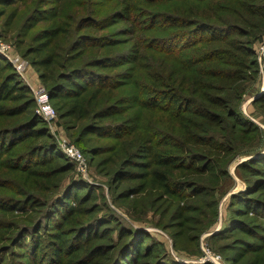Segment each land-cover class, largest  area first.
Instances as JSON below:
<instances>
[{
  "label": "trees",
  "instance_id": "1",
  "mask_svg": "<svg viewBox=\"0 0 264 264\" xmlns=\"http://www.w3.org/2000/svg\"><path fill=\"white\" fill-rule=\"evenodd\" d=\"M0 7L5 35L32 57L69 141L111 175L112 203L138 221L152 213L155 225L176 229L175 243H197L218 221L231 163L264 143L242 110L258 82L264 0ZM254 102L264 117V93ZM237 170L245 189L230 195L217 250L239 251L226 255L231 264H264V155ZM75 174L34 94L0 59V264H180Z\"/></svg>",
  "mask_w": 264,
  "mask_h": 264
},
{
  "label": "rangeland",
  "instance_id": "2",
  "mask_svg": "<svg viewBox=\"0 0 264 264\" xmlns=\"http://www.w3.org/2000/svg\"><path fill=\"white\" fill-rule=\"evenodd\" d=\"M3 24L4 17H0V38L9 46V53L11 54L12 60L1 55L0 59H4L12 63L13 67L28 85L35 98V91L43 85L45 86V83L40 76V72L30 63L32 57H28V59L25 60L22 56V52L18 51L16 44L13 42V40L5 35ZM262 43H264V38L262 40H259L255 44L256 53L257 47ZM19 61L23 64L21 67H18ZM257 80L258 82L246 95L245 102L242 105V110L248 118H250L252 121H254L257 125L260 126L264 133V117L256 112V104L254 102L257 97L264 93V91L261 93V90H259L260 87L264 88V77L261 75L260 72L258 74ZM50 102L51 105L56 108L54 101L50 99ZM37 106L38 104L35 99V112L38 108ZM44 120L46 121L50 132L54 136V139L59 144L63 142V140H65L66 142H70L68 139L67 131L59 120L58 115L54 117L51 121L46 119ZM76 146L83 153L86 160L85 164L87 166L84 172H80L76 169V163L73 162L75 163V175L79 176V179L83 180L84 182L81 183L82 185L80 188L83 189L84 185H88V187L94 189L99 195V200H97V202L101 201L102 199L106 200L109 203V207L113 209L121 218H123L124 222L130 224L138 230L144 231L145 233L151 235L154 239L159 241V243L162 245V250L166 251V253L170 257H173V260L177 261L180 264H231L228 262L226 255H238L239 251H236V249L233 252L228 250L218 251L217 246L218 244L223 242V239H214V235L219 234L224 230H227V228L229 227V219L231 217V211L229 209L231 203L230 195L245 189V182L238 175L237 165L240 164L242 161L248 160L252 157L263 156L264 143L260 150H257L253 153L249 152L242 154L231 163L230 174L233 178V181L228 180L227 186H229V188L227 189L224 197H222V199L219 201L218 221L210 230L200 235L197 243L187 241L186 239L180 240L175 243L173 234L176 229H163L161 226L155 225L156 220H152V218L154 217L152 213H150V215L148 216L149 222L146 220L138 221L130 218L127 213V210L123 207L122 204L112 203L113 198L117 193L115 186H113V184L111 183V175H106L105 173L107 172V170H103L102 166H97V159H94V161L91 160V157L86 155L78 145ZM97 186L100 187L97 188ZM157 218L158 215L156 216V219ZM230 228L229 230H231ZM227 240H230V238Z\"/></svg>",
  "mask_w": 264,
  "mask_h": 264
},
{
  "label": "built area",
  "instance_id": "3",
  "mask_svg": "<svg viewBox=\"0 0 264 264\" xmlns=\"http://www.w3.org/2000/svg\"><path fill=\"white\" fill-rule=\"evenodd\" d=\"M0 55L12 60L11 54L9 53V46L1 38ZM257 58L259 64V72L264 77V43L260 44L257 47ZM22 65V62L19 61L18 67H21ZM43 86L35 91V99L38 104L36 113L44 119L51 121L54 117L57 116V112L53 105H51L47 88ZM60 147L62 148L65 156L72 162L76 163V169L78 171L84 172L86 170L87 166L85 164V157L80 149L76 146V144L63 140V142L60 143Z\"/></svg>",
  "mask_w": 264,
  "mask_h": 264
},
{
  "label": "crops",
  "instance_id": "4",
  "mask_svg": "<svg viewBox=\"0 0 264 264\" xmlns=\"http://www.w3.org/2000/svg\"><path fill=\"white\" fill-rule=\"evenodd\" d=\"M259 90H261V93H262V92L264 91V88H261V87H260ZM259 93H260V92H259Z\"/></svg>",
  "mask_w": 264,
  "mask_h": 264
}]
</instances>
